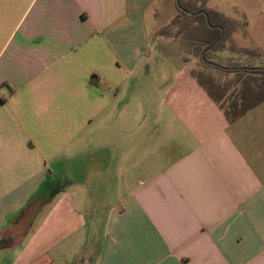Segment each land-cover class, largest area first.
<instances>
[{"label":"crops","instance_id":"obj_1","mask_svg":"<svg viewBox=\"0 0 264 264\" xmlns=\"http://www.w3.org/2000/svg\"><path fill=\"white\" fill-rule=\"evenodd\" d=\"M178 14L0 0V264H264V101L223 108L264 95L263 57L219 13L258 55L203 63L159 35Z\"/></svg>","mask_w":264,"mask_h":264},{"label":"trees","instance_id":"obj_2","mask_svg":"<svg viewBox=\"0 0 264 264\" xmlns=\"http://www.w3.org/2000/svg\"><path fill=\"white\" fill-rule=\"evenodd\" d=\"M206 4L207 0H176L179 14L169 26L160 30L159 35L170 36L172 30L177 28V35H182L184 38L193 41L194 45L200 47L196 52L200 51L199 54L203 63H211L208 60V56L212 52L223 50L227 41H230L231 51L257 56V52L248 48H238L234 44L231 33L228 30V22H220L218 16H221V14L207 8ZM202 46H206V48L202 49ZM251 70L253 73H262L264 75L263 68H252ZM262 101H264V95L256 100V104L248 105L246 96L241 90L223 108L229 119L234 121L243 116L251 107H255Z\"/></svg>","mask_w":264,"mask_h":264},{"label":"rangeland","instance_id":"obj_3","mask_svg":"<svg viewBox=\"0 0 264 264\" xmlns=\"http://www.w3.org/2000/svg\"><path fill=\"white\" fill-rule=\"evenodd\" d=\"M207 6L222 14L238 16L247 29L243 45L257 49L261 54L259 60L263 57L261 59L264 61V0H207ZM226 46H230V41L226 42ZM218 56L216 53L211 54L208 60L222 65L225 60Z\"/></svg>","mask_w":264,"mask_h":264}]
</instances>
